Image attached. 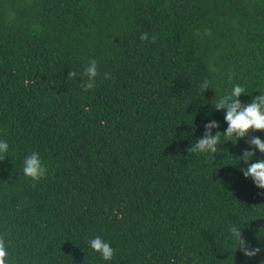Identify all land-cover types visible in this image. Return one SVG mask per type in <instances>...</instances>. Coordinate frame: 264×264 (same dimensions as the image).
<instances>
[{
	"label": "trees",
	"instance_id": "obj_1",
	"mask_svg": "<svg viewBox=\"0 0 264 264\" xmlns=\"http://www.w3.org/2000/svg\"><path fill=\"white\" fill-rule=\"evenodd\" d=\"M237 84L242 104L264 93V0H0L7 264H264V189L237 158L264 131L190 151L206 124L226 131L213 105ZM33 152L39 181L23 173Z\"/></svg>",
	"mask_w": 264,
	"mask_h": 264
},
{
	"label": "clouds",
	"instance_id": "obj_2",
	"mask_svg": "<svg viewBox=\"0 0 264 264\" xmlns=\"http://www.w3.org/2000/svg\"><path fill=\"white\" fill-rule=\"evenodd\" d=\"M148 34L142 33L141 40H148ZM152 41H156V36H152ZM98 75L97 62L93 59L90 61L89 66L83 71V76L87 77L86 82L83 84L85 90L94 87L95 78ZM76 73L69 72V79L74 78ZM109 78V74H105V79ZM201 88L205 91L209 89V82L205 81ZM245 93V89L239 84L233 86L231 91L221 97L214 103L213 107L216 110L226 109L225 121L227 122V129L225 132H216L212 134L213 128H218L219 125L216 121H212L205 125L206 131L202 138L192 144L190 151L193 153H217V145L220 140L221 134L226 137L235 136L238 140L245 137L249 131H264V93L252 99L249 104H242L239 97ZM250 145L253 151L245 150L242 155L237 157L243 161L247 166L242 168L241 171L245 178L251 177L257 188L264 189V159H259L257 162L251 161L255 157V149L264 154V141L259 137H253L250 140ZM9 144L7 141H0V153H7ZM23 173L26 177L31 178L33 181H39L46 174V169L41 162L38 153L33 152L27 156L23 161ZM232 239H234L238 247L236 249L243 253L245 257L253 258L260 251V248L252 247L246 239L242 236L240 228L232 226L228 229ZM90 248L100 253L105 261L112 259L114 249L109 243L105 242L101 237L97 236L89 241ZM9 252L6 248L5 241L0 239V264H7Z\"/></svg>",
	"mask_w": 264,
	"mask_h": 264
}]
</instances>
